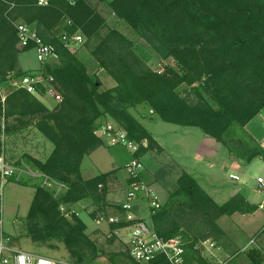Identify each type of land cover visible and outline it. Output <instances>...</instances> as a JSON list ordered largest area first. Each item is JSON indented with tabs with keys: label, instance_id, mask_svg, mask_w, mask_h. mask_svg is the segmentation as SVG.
<instances>
[{
	"label": "trees",
	"instance_id": "trees-1",
	"mask_svg": "<svg viewBox=\"0 0 264 264\" xmlns=\"http://www.w3.org/2000/svg\"><path fill=\"white\" fill-rule=\"evenodd\" d=\"M38 2L0 0V84L11 76L27 75L19 65V56L32 48L20 49L17 45L15 25L21 22L33 26L46 43L54 45L57 63L48 64L45 71L56 79L63 97L50 110L38 96L23 88L10 89L4 98L0 92V117L14 118L19 123L9 134L32 125L53 144L46 160L28 156V163L65 185L59 197L40 184L35 186L27 215L31 239L60 237L79 263L86 249L95 248L86 235V223L76 213L66 216L60 205H73L85 198L104 202L110 177L117 171L90 179L81 174L85 155L102 144L96 134L100 120L108 119L124 128L128 138L138 144L135 156L141 158L154 147V137L129 112L130 107L147 103L164 122L197 127L246 163L258 156L264 159V149L247 134L242 139L233 136L235 146L227 139L235 127L244 130L264 109V0L109 1L119 19L133 28L150 31L176 64L153 70L126 45L107 56L104 51L109 50V37L102 39L91 54L116 82L109 89H101L99 77L89 75L85 61L56 35L61 30L69 35L80 31L86 42L92 41L106 24L102 13L90 0H76L74 4L48 0L46 6ZM49 32H54L53 37H48ZM113 34L122 39L119 33ZM183 84H197L196 98L187 100L177 92ZM258 208L241 193L218 204L184 171L166 203L150 213V223L166 239L183 235L184 264H209L196 248L198 238L178 233L179 223L201 219L212 228L223 215L251 214ZM251 256L253 264L263 260L256 251ZM155 264L166 261L161 257Z\"/></svg>",
	"mask_w": 264,
	"mask_h": 264
},
{
	"label": "rangeland",
	"instance_id": "rangeland-1",
	"mask_svg": "<svg viewBox=\"0 0 264 264\" xmlns=\"http://www.w3.org/2000/svg\"><path fill=\"white\" fill-rule=\"evenodd\" d=\"M90 1L105 17L106 24L102 28L100 36L96 39L86 42L83 37V42L75 48L73 53H76L85 62L90 59L88 62L90 63V73L99 77L102 83L101 89H109L112 85H116V82L99 66L97 60L91 54V50L101 43L102 39L107 40L108 37L109 50L104 51L107 56L113 55L109 53L111 51L113 53L121 51L123 47L126 48V45V49L132 51L144 65L153 70H162L165 65H176L175 60L161 49L158 40L150 31L145 28H133L126 21L119 19L110 8L109 1L111 0ZM113 31L119 33L123 40L116 37ZM76 33L82 34L80 31ZM59 34L56 35L61 41ZM53 35L54 32L48 33L49 38ZM52 46L54 45L52 44ZM19 62H21L22 65L20 63L19 65L22 68L40 66L39 69L24 70L26 74L38 71L41 68L46 73V66L56 64L57 57H52L41 67L35 51L31 49L20 54ZM20 78L11 76L6 82L0 84V92L3 98L10 89L15 88L13 82ZM196 85L183 84L178 87L177 92L187 100H192L197 96L194 90L197 88ZM43 98L45 100L41 101L50 110L59 105L51 98ZM128 110L152 134L154 139L157 137L162 142L159 144L160 142L155 139L154 147L143 153L141 157L143 164L142 180L152 187L162 205L175 191L179 177L186 170L210 194L216 203H224L232 197L230 194L234 188H241L243 193L248 195L250 201L262 205L260 212L264 214V193H258L255 190L257 177L264 178L263 159L257 158L252 162L243 163L239 171L236 172L240 176V180L236 182L230 178L232 171L228 167L221 168L220 163L223 160L221 155L214 153V150H210L209 154L203 157L205 151L198 153L196 150L197 145L190 142V139H192L190 137H187L189 144H183L180 141L183 132L174 135L169 129L178 124L172 125V123L160 120L147 103L130 107ZM17 124L19 123L14 118L5 120L0 117V152L4 153L11 161L24 160L28 163V156L43 161L46 160L50 153L49 147H53L52 142L32 125H28L21 132L9 134L8 131L12 130L13 125ZM179 129L181 131L188 130L194 136H197L196 134L199 132L203 133L199 128L192 126L187 128L181 126ZM232 131L233 134L231 133L227 139L231 145L235 146L234 142H231L233 136L242 139L246 137L245 134L247 133L238 127H235ZM143 145L147 147V141H144ZM207 145L211 146V142H208ZM206 149L204 148V150ZM221 149L226 153L224 146ZM184 152L185 155L180 159V154H184ZM98 163L103 168L104 162L101 160ZM126 173L127 171L123 169L121 173L117 174L116 172L110 177L104 202L85 198L90 202V205L84 210L96 226L92 231H89L87 226L86 235L94 243L95 248L86 249L83 261L80 263L91 264L95 259L102 257L106 264H131V259L128 256L127 234L123 233L120 237L111 236L109 234L114 227L112 228L111 225L104 222L101 224L96 222L99 217L112 215L120 210L121 204L124 203L123 199L127 197L131 182V180L128 182L130 177ZM39 184V181L29 178L19 182L13 180L5 182L1 191L2 199H0V240H4L14 248L61 260L74 261L62 238L55 237L46 241H34L28 236L27 215L33 200L35 186ZM50 190L53 191V189ZM64 190L65 188L56 195L54 192V195L59 197ZM137 211L139 212L137 214L151 225V211L146 203H142L140 210L137 209ZM239 214L234 213L230 216L223 215L217 218L216 224L212 228L208 227L201 219L196 222L184 221V223H179L178 233L185 232L191 236H196L198 238L196 248L199 249L201 255L209 264H253L252 252L256 251L261 258L263 254H260L261 252L258 249L253 248L254 241L249 242V239L255 238L256 240V235L249 237V233L243 230L245 218ZM84 220L92 224L91 220L86 218Z\"/></svg>",
	"mask_w": 264,
	"mask_h": 264
},
{
	"label": "built area",
	"instance_id": "built-area-1",
	"mask_svg": "<svg viewBox=\"0 0 264 264\" xmlns=\"http://www.w3.org/2000/svg\"><path fill=\"white\" fill-rule=\"evenodd\" d=\"M74 4L76 0H68ZM39 5H48V0H39ZM71 24V20L67 21ZM18 35V47L25 49L31 47L35 53L41 67L48 60L55 56L54 47L46 43L38 34L36 29L25 23H16ZM60 39L65 47L74 52L83 42L80 33L69 35L65 30L60 31ZM14 89L23 88L28 92L42 97L53 99L60 104L63 97L59 91L56 79L43 71L32 72L13 82ZM96 134L101 139H106L110 145H122L134 153V157L127 166V173L131 179L124 203L120 210L108 216H101L97 223L113 225L114 228L109 235L120 237L123 233L128 236V256L131 264H155L159 258H164L166 264H184L185 262V240L182 234H177L168 239L161 237L149 225L142 216L137 214L136 207L139 203H146L150 213L159 209L162 204L152 187L142 180L143 164L141 158L135 156L138 151V144L128 138L124 128L109 121L99 125ZM25 178L39 181L40 185L47 189H53L55 195L60 193L65 185L49 175L35 169L24 160L11 161L4 153L0 152V199H2V188L5 182L21 181ZM230 178L239 181L240 176L232 173ZM258 193H264V178L259 176L256 179ZM60 210L66 216L76 213L77 210L71 204H61ZM253 242V240L251 241ZM0 264H83L76 261L57 259L49 256L40 255L32 251L14 248L4 240H0ZM264 264V258L261 263Z\"/></svg>",
	"mask_w": 264,
	"mask_h": 264
},
{
	"label": "crops",
	"instance_id": "crops-1",
	"mask_svg": "<svg viewBox=\"0 0 264 264\" xmlns=\"http://www.w3.org/2000/svg\"><path fill=\"white\" fill-rule=\"evenodd\" d=\"M89 60L85 62V65H86L88 74L92 76V74L90 73L91 72L90 63H88ZM19 63L21 64V62H19ZM39 67L40 66L36 65L33 68H27V67H23V68L21 67V68L23 70H29V69H39ZM114 86H115V84L112 85L110 88H112ZM38 98L42 101L45 100L42 96H38ZM109 121L110 120H108V119H102L99 121L98 125L105 124ZM172 125H174V124H172ZM180 127L181 126H179V125H176V126L174 125V127L169 128V129L171 130V133L174 135L177 133L179 135V134H182V132H183V135H182L181 140H180L183 144H189L188 138L189 137L192 138V139H190V142L196 143V145H197L196 150L198 151V153L201 151L202 152L205 151L203 153V157L207 156L209 154L210 150H214V153L221 155V157L223 159L222 162L220 163L221 168L222 167L223 168L228 167L232 171V173H236L241 168V165L243 163H245L244 160H242V159L238 158L237 156H235L234 154L230 153L227 149L225 151L226 153H224V151H222V149H221L223 145L218 143L214 138L207 136L201 132H199L197 134L195 133L197 136H194L192 134V132H190L188 130L187 131H181V129H179ZM185 128H187V127H185ZM244 131L247 133L248 136H250L255 141L257 146H260L261 148L264 149V109L262 110V112L258 116H256L253 120H251L244 127ZM155 139L158 142H160L159 144L162 143L160 140H158L157 137H155ZM101 140H102V144L99 147H97L95 150L90 152L89 154L85 155V157L82 160L81 174H82V177L84 179H90V178H93L99 174L111 172L114 170L117 171V174L121 173V171L123 169H125V170L127 169L128 164L131 162L132 158L134 157V153L131 150H128L127 148H125L124 146H122V145H110L106 139H101ZM208 142L209 143L211 142V146L207 145ZM212 142H214V143H212ZM204 148H207V149L204 150ZM52 150H53V147L52 148L49 147L50 153ZM50 153H49V155H50ZM184 155H185V152H184V154L183 153L180 154V159H182V157ZM257 158L263 159L261 156L260 157L258 156L254 159H257ZM101 160L104 162L103 168L100 166V163H98ZM182 161H185V160H182ZM184 171H186V170H184ZM256 189H257V187H256ZM237 193L243 194L249 200L248 195L244 194L243 189H241V188H239V189L234 188L232 190L230 196H234ZM125 198L123 199L124 202L126 200ZM250 202L257 204L253 201H250ZM141 204H142V202L139 203L136 207L137 213H139L137 211V209L140 210ZM89 205H90V202H88L86 199L81 200V201L73 204L74 208L77 210V215L86 223L89 231L90 230L92 231L94 228H96V226L93 223V220H91L90 217H88L86 211L84 210ZM257 205H259V208L255 212H253L251 214H241V216H243L245 218V224H244L243 230L249 233V235H248L249 237L256 235V240H255V238L252 239L254 241V247L253 248L255 250L258 249V251L261 252L260 254H263L262 255V259H263L264 258V214H262L260 212L262 205L261 204H257ZM85 218L91 220L92 224H89L86 220H84ZM252 240L249 239V242H251ZM104 262L105 261L102 259V257H99V258L95 259L94 262L91 264H106Z\"/></svg>",
	"mask_w": 264,
	"mask_h": 264
}]
</instances>
